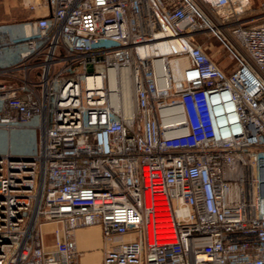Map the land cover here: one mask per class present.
<instances>
[{"label":"built area","instance_id":"obj_1","mask_svg":"<svg viewBox=\"0 0 264 264\" xmlns=\"http://www.w3.org/2000/svg\"><path fill=\"white\" fill-rule=\"evenodd\" d=\"M30 8L25 33L0 26V264H81L93 227L101 264H264V16L231 0Z\"/></svg>","mask_w":264,"mask_h":264},{"label":"crops","instance_id":"obj_2","mask_svg":"<svg viewBox=\"0 0 264 264\" xmlns=\"http://www.w3.org/2000/svg\"><path fill=\"white\" fill-rule=\"evenodd\" d=\"M35 0H0V26H11L16 34H23L26 24L38 18L40 11L31 10L30 6ZM233 7L243 10L245 4L250 0H231ZM250 9V8H248ZM251 10V9H250ZM264 16V9L251 10L247 17L255 20ZM28 135H34L30 130H17L12 133V144L14 148L21 146L22 140ZM77 246L83 256L80 259L81 264H101L102 263V233L99 227L80 230L77 233Z\"/></svg>","mask_w":264,"mask_h":264},{"label":"rangeland","instance_id":"obj_3","mask_svg":"<svg viewBox=\"0 0 264 264\" xmlns=\"http://www.w3.org/2000/svg\"><path fill=\"white\" fill-rule=\"evenodd\" d=\"M243 8H244L243 10H246L248 8H250L251 10H255V11H258L261 9L263 10L264 9V0H250V6L248 3V4H245V7H243ZM250 9H248V10L251 11ZM211 41L213 42V44L215 46L213 49V53H217L218 57L220 59H223L224 58V51L222 49L218 48V42L216 40L212 39ZM175 66L178 67V62H175ZM27 138H28V140H24L21 142L22 148L29 149V142L33 138H36V136L28 135V137H26L25 139H27ZM9 145H10V141H9L8 133L5 132L4 130H0V154L6 153V151H8V149H9ZM14 149H15V151H17L16 148H14Z\"/></svg>","mask_w":264,"mask_h":264},{"label":"bare ground","instance_id":"obj_4","mask_svg":"<svg viewBox=\"0 0 264 264\" xmlns=\"http://www.w3.org/2000/svg\"><path fill=\"white\" fill-rule=\"evenodd\" d=\"M173 50H177L178 48H177V46H174L173 48H172ZM184 63H185V61H178V66H182V65H184ZM173 72H174V74H175V76L176 77H179L180 76V70H179V68H177L176 66H175V63H173ZM125 90H126V88H125ZM127 101L130 103V95L129 96H127Z\"/></svg>","mask_w":264,"mask_h":264},{"label":"water","instance_id":"obj_5","mask_svg":"<svg viewBox=\"0 0 264 264\" xmlns=\"http://www.w3.org/2000/svg\"><path fill=\"white\" fill-rule=\"evenodd\" d=\"M91 70V69H90Z\"/></svg>","mask_w":264,"mask_h":264}]
</instances>
